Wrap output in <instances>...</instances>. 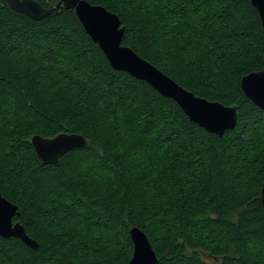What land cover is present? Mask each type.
Segmentation results:
<instances>
[{"label": "trees", "instance_id": "obj_1", "mask_svg": "<svg viewBox=\"0 0 264 264\" xmlns=\"http://www.w3.org/2000/svg\"><path fill=\"white\" fill-rule=\"evenodd\" d=\"M34 1L51 9L60 0ZM85 1L117 15L121 45L176 84L236 107L237 125L208 133L149 84L112 69L72 9L34 21L0 0V38L48 67L59 60L66 74L32 71L25 61L0 75V97L8 98L5 116L0 108V194L18 210L13 223L38 244L0 238V264H128L131 228L145 234L157 264H264V111L240 89L264 60L250 0ZM74 75L102 87L107 104L94 102L106 116L86 91L76 93ZM61 133L88 144L56 166L42 164L31 137ZM184 144L190 167H178ZM65 219L78 222L84 241Z\"/></svg>", "mask_w": 264, "mask_h": 264}, {"label": "water", "instance_id": "obj_2", "mask_svg": "<svg viewBox=\"0 0 264 264\" xmlns=\"http://www.w3.org/2000/svg\"><path fill=\"white\" fill-rule=\"evenodd\" d=\"M4 1L12 11L34 21L42 20L60 7L72 9L85 33L98 46L112 69L146 82L161 96L174 101L190 122L208 133L221 136L225 131L236 127V107L223 106L218 102H209L194 96L129 47L122 46L125 27L121 26L117 15L104 7L92 5L85 0H60L51 9L44 8L34 0ZM250 3L258 14L264 34V0H250ZM240 89L255 107L264 111V60L260 71L252 72L241 79ZM30 144L42 164L56 166L61 157L70 151L86 147L88 142L79 134L61 133L51 139L34 135ZM260 202L264 216V182L260 190ZM17 215L16 206L0 194V237L19 239L36 250L37 242L27 236L20 223H13V218ZM129 235L133 248L128 264H157L158 259L145 234L137 228H131Z\"/></svg>", "mask_w": 264, "mask_h": 264}, {"label": "rangeland", "instance_id": "obj_3", "mask_svg": "<svg viewBox=\"0 0 264 264\" xmlns=\"http://www.w3.org/2000/svg\"><path fill=\"white\" fill-rule=\"evenodd\" d=\"M25 50L27 49L21 45H17V44L12 45V43H9V41H5L4 39L0 38V71H1L0 75L3 78L10 76L8 74L10 71L12 72L16 70L20 71L22 68L21 66L26 65L25 61L31 65L32 71L48 72L50 69L49 67H52L57 72H61V75L66 77V74L62 72L63 71L62 66L64 64L59 65V60L57 61L58 65L48 67L46 64H44V62L40 58H38L37 56H34L32 53L31 54L28 53ZM16 74L20 76L19 72H15L11 77L16 76ZM81 77L83 76L74 75L71 78V80H73L72 82L77 83L78 85H79L78 82L82 83V87L79 85V88L76 89V93L80 91L81 93L86 91L87 95H86L85 101L87 103H92L95 105V109L97 110L98 116H102L103 114L104 116H106L105 114L106 108L102 106V104L100 105L94 102V99L96 98L99 101L104 102V104H107L108 97H106L105 99L98 98L100 89L103 91L102 87L92 84L91 82H89L88 79H86V81L88 82L87 83L85 80L80 79ZM7 104H8V98L0 97V108L2 109L3 116H5L7 113ZM31 119L32 117H29L28 119H24V121H30ZM182 150L183 151H181L179 159H178V167L179 166L180 167H190L192 165L191 164L192 154L190 153L191 152L190 148L186 144H184V147ZM60 222H63L66 227H70L72 229L70 233L77 235L80 241H84L86 239L85 237L87 236V234L82 229H79L78 226L80 225L78 224L77 221L75 222V221H70L69 219H65V220H61ZM72 226L74 227L72 228ZM78 233H80V235ZM259 251H261V248H259ZM82 256H84V254H82Z\"/></svg>", "mask_w": 264, "mask_h": 264}, {"label": "bare ground", "instance_id": "obj_4", "mask_svg": "<svg viewBox=\"0 0 264 264\" xmlns=\"http://www.w3.org/2000/svg\"><path fill=\"white\" fill-rule=\"evenodd\" d=\"M182 87V86H181ZM186 90V89H185ZM204 130V129H203ZM18 211V210H17ZM1 238V237H0Z\"/></svg>", "mask_w": 264, "mask_h": 264}]
</instances>
